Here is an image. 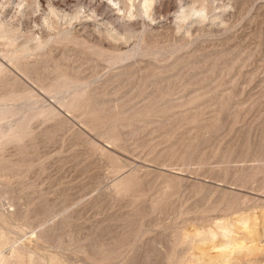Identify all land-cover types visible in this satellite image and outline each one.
Returning <instances> with one entry per match:
<instances>
[{
  "label": "rangeland",
  "instance_id": "rangeland-1",
  "mask_svg": "<svg viewBox=\"0 0 264 264\" xmlns=\"http://www.w3.org/2000/svg\"><path fill=\"white\" fill-rule=\"evenodd\" d=\"M0 264H264V0H0Z\"/></svg>",
  "mask_w": 264,
  "mask_h": 264
},
{
  "label": "clouds",
  "instance_id": "clouds-1",
  "mask_svg": "<svg viewBox=\"0 0 264 264\" xmlns=\"http://www.w3.org/2000/svg\"><path fill=\"white\" fill-rule=\"evenodd\" d=\"M108 2L111 4L112 3V0H108ZM113 6H115V5H113ZM25 7V5L23 4V3H19V4H17L16 5V9H17V14L19 15L21 12H22V10H23V8ZM150 7V5H148L147 3L145 4V8H149ZM50 15H54V13H50ZM83 15V9H81V12H80V14H79V16H82ZM197 15H201L200 13H197ZM79 16H77L76 18H75V20H74V22H78L79 21ZM145 16H146V18H149L148 16H147V12H145ZM150 19V18H149ZM44 24H47V18H44L43 19V21H42ZM37 39H39V37H37Z\"/></svg>",
  "mask_w": 264,
  "mask_h": 264
}]
</instances>
